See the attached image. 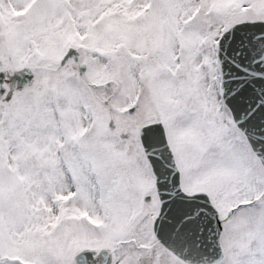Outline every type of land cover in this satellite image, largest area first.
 I'll return each instance as SVG.
<instances>
[{
    "label": "snow or ice",
    "instance_id": "6c2138e0",
    "mask_svg": "<svg viewBox=\"0 0 264 264\" xmlns=\"http://www.w3.org/2000/svg\"><path fill=\"white\" fill-rule=\"evenodd\" d=\"M0 264H264V0H0Z\"/></svg>",
    "mask_w": 264,
    "mask_h": 264
},
{
    "label": "rangeland",
    "instance_id": "374dc122",
    "mask_svg": "<svg viewBox=\"0 0 264 264\" xmlns=\"http://www.w3.org/2000/svg\"><path fill=\"white\" fill-rule=\"evenodd\" d=\"M26 74H27V71L26 70H20L18 73L15 74L14 77H17V76L20 77L21 75H26Z\"/></svg>",
    "mask_w": 264,
    "mask_h": 264
},
{
    "label": "flooded vegetation",
    "instance_id": "af4514ba",
    "mask_svg": "<svg viewBox=\"0 0 264 264\" xmlns=\"http://www.w3.org/2000/svg\"><path fill=\"white\" fill-rule=\"evenodd\" d=\"M24 77H25V75H21L20 77H18V76L14 77V79L18 81L19 86L21 85V81L24 79Z\"/></svg>",
    "mask_w": 264,
    "mask_h": 264
},
{
    "label": "water",
    "instance_id": "95a60500",
    "mask_svg": "<svg viewBox=\"0 0 264 264\" xmlns=\"http://www.w3.org/2000/svg\"><path fill=\"white\" fill-rule=\"evenodd\" d=\"M32 78V75H28L25 80H23V84L27 83Z\"/></svg>",
    "mask_w": 264,
    "mask_h": 264
}]
</instances>
